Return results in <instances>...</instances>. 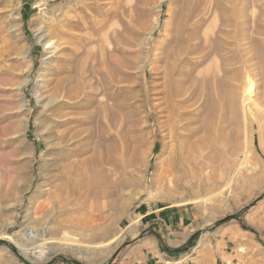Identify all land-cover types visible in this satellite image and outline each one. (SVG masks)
Masks as SVG:
<instances>
[{"label": "rangeland", "instance_id": "374dc122", "mask_svg": "<svg viewBox=\"0 0 264 264\" xmlns=\"http://www.w3.org/2000/svg\"><path fill=\"white\" fill-rule=\"evenodd\" d=\"M249 81L264 106V0H0V233L43 223L106 244L139 222L92 262L28 261L0 239V264L146 258L149 246L129 256L153 235L144 211L175 204L198 218L186 236L155 230L163 264H264V115L247 107L244 129ZM244 149L254 171L231 193L184 202L219 190Z\"/></svg>", "mask_w": 264, "mask_h": 264}, {"label": "bare ground", "instance_id": "6f19581e", "mask_svg": "<svg viewBox=\"0 0 264 264\" xmlns=\"http://www.w3.org/2000/svg\"><path fill=\"white\" fill-rule=\"evenodd\" d=\"M183 29H184V27H183ZM54 30L55 29L51 28V30H49V35H51L54 32ZM253 83H254V81L245 82L244 89L242 91V95H241V99H240V108H241V113H242V123H243L244 129L247 128V124H248V121H249L247 119V110H246L247 107L255 108L261 114L264 115V106L258 104V102L253 97V92H254L253 89H252V84ZM176 126H178V125H176ZM172 134H173V132H172ZM206 135L208 136V134H206ZM235 138H237V137H235ZM230 141H232V140H230ZM233 141H235V140L233 139ZM213 143H215V142H213ZM223 144H229V143L224 142V143H222V145ZM192 145H193V143H192ZM222 145H221V147H222ZM193 151H195V150H193ZM205 151H206V148H205ZM203 153H206V152H203ZM242 154H243L242 155L243 158H242L241 162L238 164L237 168L235 169V171L233 173V177L230 178L223 186L221 185V187H220L219 190H217L216 192H214V194H208L207 196H200L199 198L192 199V200H185L184 202L185 203L199 202V201L205 202L209 197L214 196V195H219V196L223 197L224 196L223 193H225V191H229V193H231V191L229 190V187L231 185V182H232V180H234V178L237 176V174L239 173V171L244 166H246L249 171H254V167H252V165L248 164V162L246 163V157H247V151H246V149H244V152ZM57 175L58 174H56V176ZM178 205H181V204H178ZM36 221L37 220H34V222H36ZM11 224H9V226ZM138 225H139L138 219H136V218L132 219L131 222H130V224H129V226H128V228H127V230L125 232H122L119 237H117L116 239H113V240L109 241L106 244L101 243V241L100 242H89V240H90L89 237L91 235L90 233H88L87 235L84 234V235H81L80 236V237L84 238L87 241V243L86 242L84 243L83 241H80V237L77 239L75 237V234L73 232H71V231H68L69 229L66 228V227H61V226H58V227H55L54 226L53 227V226H48L47 224H43V223L40 224L39 226H35L34 224H31V223L26 224V225H24V227L22 228V230H20L18 232L17 235H6L5 233H2L1 232L0 233V239L1 240L2 239L6 240L8 243L12 244L15 247V249L23 257H26L29 260H33L36 263H43V262L48 261L50 258L56 256L57 255V252H62V253L72 252V253L76 254L80 258L86 259L88 262H92V259H91L92 258L91 257L92 255L90 253H92L94 251H97L99 249H102L103 250V248H105V250L108 251L109 248H110V245L113 242L121 241L122 239L124 240V237L126 236V234H128L129 232H133V229H135ZM67 232L70 233V235H71L70 237H66L65 236V234ZM103 242H105V241H103ZM99 252H98V254H99ZM104 254H105V256H107V255H109V252H106V253L104 252Z\"/></svg>", "mask_w": 264, "mask_h": 264}, {"label": "crops", "instance_id": "0c3cea01", "mask_svg": "<svg viewBox=\"0 0 264 264\" xmlns=\"http://www.w3.org/2000/svg\"><path fill=\"white\" fill-rule=\"evenodd\" d=\"M193 210L191 208H182L179 209L178 207L174 206H162L160 208H148V210L144 211V214L142 217L144 218H148V222L147 225L149 227H154V231H153V235H147L144 236L143 241L139 242L137 245H135L132 249L129 256H131V254L133 255L138 248L140 247H146L149 246V248L145 249L146 253H147V257H141V258H137V259H133L131 261H129L128 259L123 261L121 264H163L162 261H160L158 259V255L156 252V241L153 240L154 236H159L156 233V229H159L161 226H167L166 228L168 230H172V229H176L177 231H182V233H177V231H175V235H185L188 230H190L192 228V223L197 220L198 216L195 217L192 212ZM188 220V221H187ZM156 226V227H155ZM155 233V234H154ZM152 236V238H151ZM225 235L222 236V240H220V250H218L219 252L224 253L225 255L228 254L227 251H224L223 247H225L224 245V237ZM233 240L236 242H238V240H240V237L234 236ZM158 242V241H157ZM150 247L153 248L150 251ZM136 250V251H135ZM205 250H207V246H205ZM153 251V253H152ZM143 253V252H142ZM156 253V255H155ZM168 263V262H166ZM226 263H228L226 261Z\"/></svg>", "mask_w": 264, "mask_h": 264}, {"label": "water", "instance_id": "95a60500", "mask_svg": "<svg viewBox=\"0 0 264 264\" xmlns=\"http://www.w3.org/2000/svg\"><path fill=\"white\" fill-rule=\"evenodd\" d=\"M222 220L223 219H221V220H218L216 223H215V226H218V225H220L221 223H222ZM1 241V240H0ZM10 246V248L12 249V250H15V247L14 246H12L11 244L9 245ZM25 258V257H24ZM113 258H114V256L112 257V259H111V261L113 260ZM27 259V258H26ZM28 260V259H27ZM66 260H68V259H66ZM29 261V260H28ZM70 262H72V263H74V264H80L79 262H77V261H75V260H70ZM32 263V262H31ZM31 263H28V264H31ZM108 264H110V262L108 263Z\"/></svg>", "mask_w": 264, "mask_h": 264}, {"label": "trees", "instance_id": "16d2710c", "mask_svg": "<svg viewBox=\"0 0 264 264\" xmlns=\"http://www.w3.org/2000/svg\"><path fill=\"white\" fill-rule=\"evenodd\" d=\"M236 217V215H231V216H227L222 220V223H226L232 219H234Z\"/></svg>", "mask_w": 264, "mask_h": 264}]
</instances>
